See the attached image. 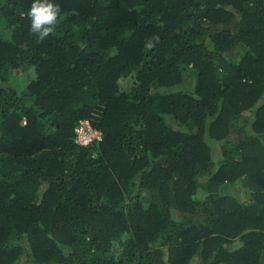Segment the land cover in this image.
I'll use <instances>...</instances> for the list:
<instances>
[{
  "label": "trees",
  "instance_id": "trees-1",
  "mask_svg": "<svg viewBox=\"0 0 264 264\" xmlns=\"http://www.w3.org/2000/svg\"><path fill=\"white\" fill-rule=\"evenodd\" d=\"M50 2L0 0V264H264V0Z\"/></svg>",
  "mask_w": 264,
  "mask_h": 264
},
{
  "label": "clouds",
  "instance_id": "clouds-1",
  "mask_svg": "<svg viewBox=\"0 0 264 264\" xmlns=\"http://www.w3.org/2000/svg\"><path fill=\"white\" fill-rule=\"evenodd\" d=\"M60 12V6L50 2V0H33L30 9L26 13L31 21L30 32L36 34L38 40H43L58 23ZM148 47L151 48L152 45L149 44Z\"/></svg>",
  "mask_w": 264,
  "mask_h": 264
},
{
  "label": "built area",
  "instance_id": "built-area-1",
  "mask_svg": "<svg viewBox=\"0 0 264 264\" xmlns=\"http://www.w3.org/2000/svg\"><path fill=\"white\" fill-rule=\"evenodd\" d=\"M102 139V132L95 130L87 120L80 121L75 129V141L79 146L87 147Z\"/></svg>",
  "mask_w": 264,
  "mask_h": 264
},
{
  "label": "rangeland",
  "instance_id": "rangeland-1",
  "mask_svg": "<svg viewBox=\"0 0 264 264\" xmlns=\"http://www.w3.org/2000/svg\"><path fill=\"white\" fill-rule=\"evenodd\" d=\"M31 76H33V72H31ZM133 84V82L132 81H130V80H128L127 81V83H125V86L127 87H129L130 85H132Z\"/></svg>",
  "mask_w": 264,
  "mask_h": 264
}]
</instances>
